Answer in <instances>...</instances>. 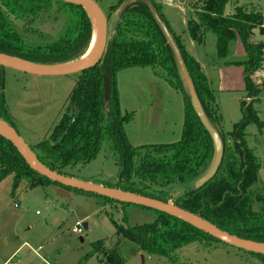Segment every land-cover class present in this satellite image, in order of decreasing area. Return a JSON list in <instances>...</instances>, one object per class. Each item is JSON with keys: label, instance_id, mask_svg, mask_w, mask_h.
<instances>
[{"label": "trees", "instance_id": "16d2710c", "mask_svg": "<svg viewBox=\"0 0 264 264\" xmlns=\"http://www.w3.org/2000/svg\"><path fill=\"white\" fill-rule=\"evenodd\" d=\"M125 1L127 0H119L111 6L109 16ZM235 1L195 2L191 6L194 16L188 22V33L198 44L205 43L208 33L214 34L219 58L227 56L231 42L240 40L249 55V61L245 65L247 89L255 96L259 92L249 76L261 68L264 42L252 44L251 38L255 29L264 32V16L242 6H236L232 15H226V6ZM153 4L169 27L158 5ZM55 5L65 16L64 27L58 39L43 45L26 42L12 20L26 22L36 19L42 13L51 12ZM170 31L181 50L206 115L212 124L219 126L221 116L207 77L199 63L185 51L179 39L171 29ZM92 32L91 19L81 7L59 0H0V54L40 65L67 64L86 54ZM148 67L182 94L185 120L179 141L134 147L125 133V126L133 116L131 113L121 112L117 75L127 69ZM4 69L0 67V71ZM77 76L78 81L69 96L68 107L60 122L48 137L30 147L43 165L53 172L73 178L68 171L95 160L107 143L117 158L119 174L115 185L104 186L166 203L170 200V193L166 190L181 185L184 191L175 200L176 206L201 216L230 235L264 244V212L253 210L257 197L253 187L259 182L262 165L254 152L246 147L243 135L249 124L260 125L257 113L242 101L244 118L229 135L231 146L227 145L226 136L221 134L225 152L217 175L200 190H193L192 183L204 175L212 163V140L190 104L171 48L146 4L136 2L123 12L100 64ZM2 86L0 81L1 89ZM106 93L109 95L108 101ZM5 104L1 93L0 120L15 129L14 124L7 119ZM9 176L13 178V196L26 181L30 188L55 185L59 189L95 196L104 203L119 204L124 209L134 206L51 182L31 170L16 147L0 137V183ZM143 209L156 214L155 223L132 228L117 226L114 246L105 248L104 241L96 242L93 252L84 260L97 254L105 264H126L138 255L169 257L176 250L194 242L223 244L174 217ZM247 254L264 264V256Z\"/></svg>", "mask_w": 264, "mask_h": 264}, {"label": "rangeland", "instance_id": "374dc122", "mask_svg": "<svg viewBox=\"0 0 264 264\" xmlns=\"http://www.w3.org/2000/svg\"><path fill=\"white\" fill-rule=\"evenodd\" d=\"M95 1L107 17L109 41L115 34L120 8L109 16L110 7L119 0ZM152 1L158 5L168 25L184 39L188 49L207 69L210 87L221 116V134L226 136L227 145H232L229 135L244 118L242 101L256 111L260 125L249 124L243 135L246 147L254 152L262 165L259 182L253 187L257 196L253 210L263 213L264 78L261 80L262 84L256 87L259 93L252 95L247 89L245 77V65L249 61V55L240 40L229 44L225 58L217 56L214 34L208 33L204 44L191 43L188 22L194 16L191 6L199 0ZM236 6L246 7L249 11L259 12L264 16V0H236L226 6L225 14L232 15ZM12 21L26 42L43 45L58 39L64 27L65 16L55 5L51 12L42 13L36 19L26 22ZM262 30L264 31V27ZM261 42H264V32L255 29L251 43ZM263 64L264 54L261 66ZM141 72L140 69H129L117 75L123 95L120 109L123 114H132L133 118L127 125L133 134L137 131L144 132L146 128L139 126L137 122L143 123V114L150 109L145 94L141 95L137 91L141 88H132L134 81H142ZM0 81L3 85L0 94L3 93L5 99L7 119L14 124L27 145L34 147L48 137L60 122L78 76L37 77L4 69L0 71ZM142 107L144 112L140 113ZM160 123L161 121L157 127L152 128L162 132L160 129L164 130L165 127ZM129 129L126 128L127 133ZM176 139L170 137L167 140L171 142L166 143L179 141ZM130 142L134 145L136 143L131 140ZM68 173L80 181L112 186L117 182L119 166L116 156L105 143L95 160L84 166L78 165ZM12 184L11 176L0 183V264L10 260L16 264H105L97 254L84 260L93 252L96 242L104 241L105 248H112L116 242L117 226L132 228L148 225L155 223L157 218L154 212L142 207L127 206L124 209L119 204L104 203L100 198L74 190L67 191L69 196L63 197L55 185L30 188L24 181L13 196ZM173 188L166 192L170 193L169 202L174 204L184 188L181 185ZM83 224H87V230ZM78 229L82 231L78 233ZM141 256L132 258L126 264H263L257 258L234 247L210 242L191 243L176 250L169 257L147 254L143 258Z\"/></svg>", "mask_w": 264, "mask_h": 264}, {"label": "water", "instance_id": "95a60500", "mask_svg": "<svg viewBox=\"0 0 264 264\" xmlns=\"http://www.w3.org/2000/svg\"><path fill=\"white\" fill-rule=\"evenodd\" d=\"M59 1L66 4L81 7L86 11L92 22V39L95 31L93 18L95 19L97 25V48L93 56L84 62H80L79 59L77 61L61 65H40L26 62L5 54H0L1 68L12 69L21 73L37 77H64L80 74L82 72L91 70L95 68L98 64H100L106 52L108 44V21L106 15L94 0ZM168 1L169 0H167V2ZM136 2H142L149 7L154 21L163 33L174 55L190 104L203 128L212 140L214 150L212 163L206 173L191 185L193 190H200L217 175L222 165L224 159L225 145L221 135V129L218 125L212 124V122L206 115L201 101L197 95L192 78L186 67L181 50L177 45L176 40L173 34L171 33L169 27L164 22L159 12L155 8L153 2L151 0H127L120 6L118 10V19L128 7H130ZM108 100L109 95L108 93H106V101ZM0 137L11 142L16 147V149L23 157L27 165L31 168V170H33L40 176L49 179L53 183H57L66 188L82 191L84 193L94 194L122 204L139 206L167 214L171 217H174L180 221L191 225L192 227L200 230L201 232L219 240L225 245L234 247L246 253H253L256 255L264 256V244L244 240L236 236L230 235L229 233L222 231L212 223L204 220L201 216L185 211L173 203H165L142 195L123 192L119 189H112L102 184H94L92 182L80 181L78 179L63 176L58 174L57 172L51 171L48 167H46L39 161L35 153L19 135L17 130H15L12 126L2 120H0ZM58 193L63 197L69 196L67 190L62 188L58 189ZM83 227L85 230H87V224H83ZM141 257L143 258V255Z\"/></svg>", "mask_w": 264, "mask_h": 264}, {"label": "crops", "instance_id": "0c3cea01", "mask_svg": "<svg viewBox=\"0 0 264 264\" xmlns=\"http://www.w3.org/2000/svg\"><path fill=\"white\" fill-rule=\"evenodd\" d=\"M170 29L173 31L171 27ZM173 33L179 39L185 51L197 63H199L202 72L208 79L207 69L201 63L202 61L200 62L199 59H197L196 56L192 53V51L188 49L187 43H185L184 39L180 35H178L175 31H173ZM193 42L194 41L191 39V43ZM132 69H140V71H142L141 73H143L142 81L141 82L134 81L132 88L133 87L141 88V89H137V91L141 93V95L145 94V96L147 97V103H150L149 104L150 109L148 110V112L143 114L144 116L143 123L142 121L140 122L139 120H138L139 122H137L139 126L146 128L145 130H143L144 132L137 131L133 134V133H130V129L128 125L126 126V128L129 129L127 133V130L125 128V133H126V136L129 142L130 140L132 142L136 141L135 145L130 142L131 145L134 147L141 146V145L143 146L163 145V144H167L166 142H171V141H168L170 140V137L174 139L177 138L176 140H180L182 136V129H183L184 120H185V103H184V98L182 94L178 92L177 90H175L173 87H171V85L167 81H165L164 78L159 77L155 73L154 69L149 68V67L148 68H132ZM122 72L123 71L119 73H122ZM133 75H137V74H133ZM208 82H209V79H208ZM209 85H210V82H209ZM117 87H118L119 100H120V106H121L123 95L120 91L118 79H117ZM142 112H144L143 107L140 109V113ZM159 121H161L160 124L162 125V127H165L164 130L160 129L162 132H160L159 130L157 131L155 127L152 128V126H156ZM219 128L221 129L220 125H219ZM177 130H179V132Z\"/></svg>", "mask_w": 264, "mask_h": 264}, {"label": "built area", "instance_id": "2783aa9c", "mask_svg": "<svg viewBox=\"0 0 264 264\" xmlns=\"http://www.w3.org/2000/svg\"><path fill=\"white\" fill-rule=\"evenodd\" d=\"M264 27V26H262ZM263 54H264V50H263ZM263 66L264 64L261 66L260 69H258L257 71L253 72L252 74H250L249 78L252 82V84L255 86V88L259 85H261V80L264 78V70H263ZM248 101L250 102L251 99L249 98ZM82 230L81 229H78L77 232L80 233ZM5 264H16V263H13L12 260L8 261L7 263Z\"/></svg>", "mask_w": 264, "mask_h": 264}, {"label": "bare ground", "instance_id": "6f19581e", "mask_svg": "<svg viewBox=\"0 0 264 264\" xmlns=\"http://www.w3.org/2000/svg\"><path fill=\"white\" fill-rule=\"evenodd\" d=\"M93 22H94V27H95L94 36H93L90 47L88 48L86 54L80 59V62H84L88 60L89 58H91L97 48V25H96L94 18H93Z\"/></svg>", "mask_w": 264, "mask_h": 264}]
</instances>
